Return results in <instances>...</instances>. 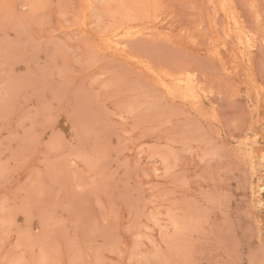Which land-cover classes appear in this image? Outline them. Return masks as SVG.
<instances>
[{
	"label": "rangeland",
	"instance_id": "374dc122",
	"mask_svg": "<svg viewBox=\"0 0 264 264\" xmlns=\"http://www.w3.org/2000/svg\"><path fill=\"white\" fill-rule=\"evenodd\" d=\"M0 264H264V0H0Z\"/></svg>",
	"mask_w": 264,
	"mask_h": 264
},
{
	"label": "bare ground",
	"instance_id": "6f19581e",
	"mask_svg": "<svg viewBox=\"0 0 264 264\" xmlns=\"http://www.w3.org/2000/svg\"><path fill=\"white\" fill-rule=\"evenodd\" d=\"M60 124L64 127H68L69 126V119L65 118V117H62L61 118V121H60Z\"/></svg>",
	"mask_w": 264,
	"mask_h": 264
}]
</instances>
